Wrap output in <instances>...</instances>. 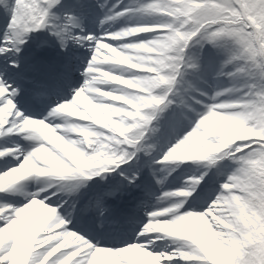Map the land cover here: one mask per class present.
<instances>
[{
	"label": "snow or ice",
	"instance_id": "1",
	"mask_svg": "<svg viewBox=\"0 0 264 264\" xmlns=\"http://www.w3.org/2000/svg\"><path fill=\"white\" fill-rule=\"evenodd\" d=\"M121 4L109 7L107 0H97L101 28L120 18L137 23L97 33L86 28V17L77 11L84 5L0 0L7 18L0 31V159L6 164L0 172V264H217L215 249L223 253L222 264H264V0ZM33 33L44 37L38 48L52 47L63 58L62 77L80 59L81 49L91 53L81 86L39 116L22 109L26 98L42 102L51 94L46 80L28 75L25 51L36 39ZM194 44L221 50V74L246 82L236 99L234 89L215 91L192 126L152 161L168 173L184 162H203L201 173L161 194L160 206L147 213L135 240L106 246L89 239L70 227L72 197L89 181L112 180L115 173L118 182L85 209L104 216L108 198L141 187L140 154L150 157L156 147L150 141L163 135L170 120L201 103L198 89L185 79L200 69L199 59L189 55ZM229 66L232 70L224 72ZM95 109H102L99 116ZM214 118L237 120L253 134L220 147V136L208 127ZM12 137L31 143L9 146ZM225 160L235 167L218 193L205 208L191 209L188 198L196 199L208 173ZM32 183L37 190L24 192ZM18 192L25 202H9ZM165 240L169 243L160 249L157 241Z\"/></svg>",
	"mask_w": 264,
	"mask_h": 264
},
{
	"label": "rangeland",
	"instance_id": "2",
	"mask_svg": "<svg viewBox=\"0 0 264 264\" xmlns=\"http://www.w3.org/2000/svg\"><path fill=\"white\" fill-rule=\"evenodd\" d=\"M109 3H111V2H109ZM129 3H130V1L123 2L121 4V7H123V5H128ZM91 4L95 5V7H96L97 1H93L92 0ZM96 8L98 10H100L98 7H96ZM98 19L99 18L96 17V19L94 20L95 21L94 24L96 26V30L91 29V31H94V32H97V33H102L105 30H107V31L121 30L124 27L132 26V25L137 23L136 20H134L132 18H128L127 22L118 23L116 25V27H113V26L109 27L108 25H104L103 28H101V26L99 25ZM232 23H237V21H233ZM6 26H7V18L5 17L3 10H0V31H2ZM148 35L149 34H142V36H148ZM33 36L36 39L33 40V41H30V45L37 47V44H38L39 40L43 39L44 37H42L40 33H33ZM41 49L43 51H47L49 53H53V54L57 55L55 49L52 48V47L45 46V47H43ZM78 55L80 57V59L78 61L81 60L82 64H78V63H76L77 62L76 61L74 63L73 69L71 71L74 72L75 70H79L82 73L83 70H84L83 69V64H85L87 62V58H88V56L91 55V53L87 52V50H85V49H81V51H80V53H78ZM189 55H191L193 57H197L199 59L200 69L196 73L189 74L185 79L196 86V88L198 89V92L196 94V99L201 100V103L192 105L185 112L183 117L174 118V119L170 120L169 123L165 126L164 134L170 133V131H171L170 128L174 129L175 132L172 134L171 137L168 138L167 142L162 143V148H163L164 152L166 151L167 147L170 144L175 143L176 140L180 136H182L192 126L193 122L197 118L198 113H200V112H202L204 110L203 105L209 102L208 97L213 95L215 91L222 90V89H227V88L234 89L231 98L235 97V99H236V98L241 96V94L243 92V89L245 87V83L246 82H245L244 79H239V80H235V81L232 80L233 82H231V79L228 76H227V79H228L227 81H229V82H227V83L226 82H221L220 85L217 84V81L215 79L216 78H221L222 76H224V75L221 74V65H222V62L225 59V55H224V53L221 50H219L217 48H213L210 45H205L203 48H201L200 45H195V47H191V49L189 50ZM147 58H150V57H146V59ZM203 63H205L204 68L206 69V71L201 70L202 66H203ZM229 67H231V66H229ZM229 67L225 68L224 72H226V70L229 69ZM33 73H34V68H31V70H30L28 75L31 77V75H33ZM81 73H80V75H77L76 77H70L69 81H71V82L66 84V86L69 87V89L70 88L74 89V88H78V87L81 86V84L83 83V76L81 75ZM196 82H202V83H205L206 85L205 86H199V85L196 84ZM176 88L178 90V95H180L181 94L180 90H182L184 88V84L183 83L178 84L176 86ZM72 90H70L69 93L62 92V96L61 97L55 96V94H53L51 96L52 99H53V103L52 104H54L58 99L70 98L71 95H72ZM199 92L206 93L207 95L206 96H200ZM222 99H225V98H222ZM211 122L213 124V127L212 128L209 127V126L208 127L211 129L212 133L218 134L220 136L221 141H222L221 144H220V147L226 146L228 142H232L233 140H235V137L238 138V139H241V138H247L248 136L251 135V134H248V135H245L244 137H240V136H228L226 134L227 129L231 128L234 123L239 122L237 120L220 118V120L218 122V120L216 118H214V119L211 120ZM13 140L18 142V143H20V144L23 143L22 140L19 139L18 137H13ZM159 140H160V136L155 138V139H153L150 142L152 143V142L159 141ZM25 145H27V144L25 143ZM28 146L29 145H27V147ZM216 150H219V148H217ZM142 154L143 153H141L140 156ZM161 155H163L162 152L157 154L155 156V158L153 157V159L158 160L157 158H160ZM146 161H147V159H142L140 157L139 164L142 166V168H143V170L145 172L142 174V177H141L142 186L140 188H135L134 190H135V195L144 194V197L146 198L147 203L148 202L150 203L152 201L158 200V198L163 193V192L157 191L153 186L162 187L165 184H163V185L157 184L156 183V179L157 178L156 177L154 178L153 175H152L153 172L157 173L159 171V169L161 168V166L155 167V164L152 165V166H149L146 163ZM202 163L203 162H199L200 165H198L196 168H194L195 171L196 170L199 171L197 173H193L191 170H187V169H181V170H175L174 169L171 173L165 172L164 175L166 176V178H170L172 176L173 177H179V179L182 180L183 184L175 186L174 189H180V188H182V186L185 184L186 180L189 177L198 176L201 173V171H202V167H201ZM156 165H159V164H156ZM7 166L8 167L13 166V162L8 163ZM5 167H6V165H3L2 167H0V172H3L5 170ZM234 167H235V165L231 161L225 160V161H223L221 163V165H220V167L218 169L217 168H213L208 173V175H207V177H206L204 182L208 183L210 186H213V189H215V195L218 193L220 185L224 182V180L227 178V175L230 174V172L233 170ZM210 174L213 177L216 178L215 181H210L209 180V177H210L209 175ZM174 175H176V176H174ZM113 176H115V177L112 180L101 179V178L97 177V178L94 179V181H89L84 186L85 192H81V189H80V191H78L72 197V199L75 200V207L68 209V212H69V214L72 217V220H74L75 217H77V215H79V216H81V215L89 216L91 214V212H92V210L85 211V209H88L89 206H90L89 204H86V202H90L91 201L90 199H87L84 196V194L86 193V189H88L89 187L96 186L97 189L104 190L109 184H113L114 185L116 174L112 173V177ZM145 179H147V180H145ZM211 179H212V177H211ZM149 182H150V189H148V187H147ZM116 183H117V181H116ZM141 189H143V191L140 193ZM30 190L35 192L37 190V185L36 184H34L33 186L29 185L27 187V189H25V191H30ZM146 190L151 191V195H149L148 191H146ZM125 191H127V190H125ZM167 191H169V190H167ZM117 197H119V198L123 197L124 199L125 198L126 199H130V198L132 199L133 198V196H129L125 192H123L122 194H118ZM109 199L110 198H108V200H107V204H108ZM8 200H10V199H8ZM23 202H25V198L23 200L18 201L15 204L19 205V204H21ZM84 202H85V204H84ZM205 207H206V205L203 206L202 208H205ZM144 210L145 209L137 208V212L140 213V214H142L144 212ZM196 210H198V209H196ZM94 219H98V218H93L92 220H90L89 217H87V218L78 217V218H76L75 222H77L78 224L83 222L86 225H88V223L93 222ZM147 219H148V217H142L141 219L138 220V222H142V224H143ZM71 227L74 228L73 226H71ZM75 230H77V229H75ZM158 230L168 231V230H174V229H173L172 225H160V228ZM79 232L81 234H85L91 240L96 239L98 237V235H99L98 232L97 233L95 232V237H93V239H92V237L90 235L93 234V230L91 228H89L86 231H83V232L79 231ZM136 233L137 232H133V235L134 234L136 235ZM131 241H133V240L123 241L117 246H121L124 243L131 242ZM166 243L168 244L169 242H166ZM100 244L105 245L104 243H100ZM213 258L217 260V264H222V261H223V253H222V251L217 249L216 252H213Z\"/></svg>",
	"mask_w": 264,
	"mask_h": 264
},
{
	"label": "bare ground",
	"instance_id": "3",
	"mask_svg": "<svg viewBox=\"0 0 264 264\" xmlns=\"http://www.w3.org/2000/svg\"><path fill=\"white\" fill-rule=\"evenodd\" d=\"M92 9V8H91ZM95 12H97V10L95 8H93V14H95ZM88 15L89 17H91L90 14H86ZM127 20V18H120L118 19L117 21H115L114 23H112V25L114 24H117L118 22H123L124 20ZM28 50L29 48L25 51V56L27 57V53H28ZM31 57L32 56H29L27 57L28 59V63H29V59L31 60ZM64 61V60H63ZM37 64L38 66L41 68V74H40V79L42 80H46L50 85H55V83L53 82V79H55L54 77H57L58 79H62L63 77L60 75L61 73H63L65 70L63 68V65L64 63L61 62V61H57V60H53L51 59L50 57L47 56L46 53H40V56L37 60ZM78 73V72H76ZM63 86V85H62ZM64 87V86H63ZM30 103L32 106H28L25 102L24 104L22 105V109L23 110H26L27 112H30V113H38V114H47V111H48V103L42 101V102H35V101H32L30 99ZM38 104H41V105H38ZM208 126L209 127H213V124L211 121H209L208 123ZM169 136V135H168ZM161 139L162 141H166L167 139V135L163 133V135L161 136ZM12 138L10 141H8L9 143V146L11 145V142H12ZM25 141V140H24ZM4 143L3 141H0V144ZM156 145L155 147V150L153 151L154 154L156 153H159L161 148L159 147L158 143H154ZM24 146V145H23ZM26 148V146H24ZM149 164L153 165L152 161H154L152 159V157L148 158L147 159ZM9 161H12V157H8V162ZM5 164V161L3 159H0V165H3ZM197 165H189V166H186L185 168L187 169H194ZM170 181H175V177L172 179H170ZM177 183V182H176ZM178 184V183H177ZM81 189V188H80ZM79 189V191H80ZM159 191H161L163 188H157ZM133 190V189H131ZM199 191V195L196 196V199L192 202L191 201V197H189L188 199L191 201V209L193 210H200V209H203L202 207L203 206H207V204L214 198V195H215V191L211 192V188H208V192L207 191V186L206 185H202L201 187H199L198 189ZM206 192V193H203V192ZM27 193H30V192H27ZM99 192L96 191L95 192H89V196H93L92 198H94ZM135 193V192H133ZM96 194V195H95ZM58 195L60 196H63L64 194L63 193H59L58 192ZM194 195H196V193H194ZM25 198V195L24 193L20 194V193H14L12 195H10L8 197V199H10V202L11 203H17L16 201H19V198ZM51 199L52 200H57V195H52L51 196ZM65 199H67V197H65ZM209 199V200H207ZM207 200V201H206ZM160 201L157 202L156 204L153 205V208L151 209V211L154 209V208H157L160 206ZM149 206H151V204H148ZM127 206V203L125 204H121L120 208L118 207H111L110 205H108V209L109 211L106 212L104 214V216H99L97 213L95 212H91V214L89 216H85V215H77V217H75L74 221L72 222L73 226L74 227H85L87 225H77V223H75V220L76 218L78 217H82V218H87L89 217L90 220H92L93 218H98L97 216H99L100 218L97 219V226H99L101 229H112V230H115L117 229L118 230V233L119 234H115L113 237L112 236H109L107 241L109 240L110 243L109 245L111 244H117L119 243V240L120 238H128V237H131V231L136 228V227H139L137 225V219H139L141 216L136 213L133 215L134 213V207H128V211L127 212H122L123 209H125L124 207ZM95 213V214H94ZM147 213H150L149 209L147 208L146 211H145V214L147 215ZM137 218V219H136ZM96 220V219H94ZM88 226H93L91 223H88ZM157 229L160 228V225H157L156 226ZM125 230H128L127 232H125ZM106 239V238H104ZM136 239V236H134V240ZM166 242H169L167 240L165 241H157L160 249L164 248L167 243ZM217 249H215L213 252H216Z\"/></svg>",
	"mask_w": 264,
	"mask_h": 264
},
{
	"label": "clouds",
	"instance_id": "4",
	"mask_svg": "<svg viewBox=\"0 0 264 264\" xmlns=\"http://www.w3.org/2000/svg\"><path fill=\"white\" fill-rule=\"evenodd\" d=\"M143 59V58H142ZM95 108V106H93ZM100 111H102V109H95L94 111V115L99 116ZM226 134L228 136H240V137H244L245 135L248 134H253L251 129L247 128L244 124L240 123V122H236L233 124V126L229 129H227ZM184 155L189 154L187 151H185L183 153ZM241 212H243V208H241Z\"/></svg>",
	"mask_w": 264,
	"mask_h": 264
}]
</instances>
